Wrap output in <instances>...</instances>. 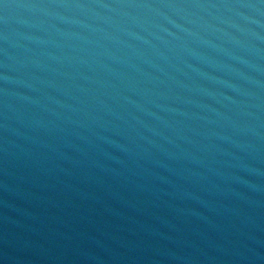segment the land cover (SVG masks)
<instances>
[{"label":"water","instance_id":"1","mask_svg":"<svg viewBox=\"0 0 264 264\" xmlns=\"http://www.w3.org/2000/svg\"><path fill=\"white\" fill-rule=\"evenodd\" d=\"M0 264H264V0H0Z\"/></svg>","mask_w":264,"mask_h":264}]
</instances>
